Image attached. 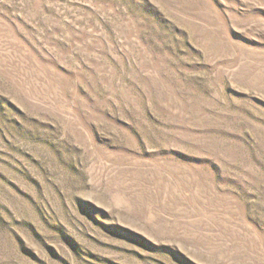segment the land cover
<instances>
[{
  "label": "rangeland",
  "instance_id": "obj_1",
  "mask_svg": "<svg viewBox=\"0 0 264 264\" xmlns=\"http://www.w3.org/2000/svg\"><path fill=\"white\" fill-rule=\"evenodd\" d=\"M0 264H264V0H0Z\"/></svg>",
  "mask_w": 264,
  "mask_h": 264
}]
</instances>
